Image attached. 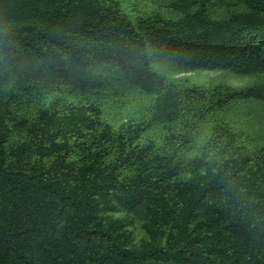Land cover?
Wrapping results in <instances>:
<instances>
[{
  "label": "trees",
  "instance_id": "obj_1",
  "mask_svg": "<svg viewBox=\"0 0 264 264\" xmlns=\"http://www.w3.org/2000/svg\"><path fill=\"white\" fill-rule=\"evenodd\" d=\"M0 264H264V0H0Z\"/></svg>",
  "mask_w": 264,
  "mask_h": 264
},
{
  "label": "rangeland",
  "instance_id": "obj_2",
  "mask_svg": "<svg viewBox=\"0 0 264 264\" xmlns=\"http://www.w3.org/2000/svg\"><path fill=\"white\" fill-rule=\"evenodd\" d=\"M192 81L201 85L214 86L217 84H230L242 86L249 83L250 79L224 71H195L185 75Z\"/></svg>",
  "mask_w": 264,
  "mask_h": 264
}]
</instances>
